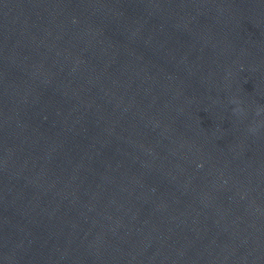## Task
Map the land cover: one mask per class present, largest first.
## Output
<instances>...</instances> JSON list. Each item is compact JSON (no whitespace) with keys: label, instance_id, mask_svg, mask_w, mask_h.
<instances>
[{"label":"water","instance_id":"1","mask_svg":"<svg viewBox=\"0 0 264 264\" xmlns=\"http://www.w3.org/2000/svg\"><path fill=\"white\" fill-rule=\"evenodd\" d=\"M0 264H264V0H0Z\"/></svg>","mask_w":264,"mask_h":264}]
</instances>
